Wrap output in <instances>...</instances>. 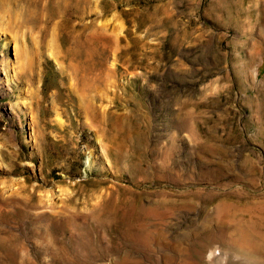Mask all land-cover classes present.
<instances>
[{"label":"rangeland","instance_id":"rangeland-1","mask_svg":"<svg viewBox=\"0 0 264 264\" xmlns=\"http://www.w3.org/2000/svg\"><path fill=\"white\" fill-rule=\"evenodd\" d=\"M0 264H264V0H0Z\"/></svg>","mask_w":264,"mask_h":264}]
</instances>
